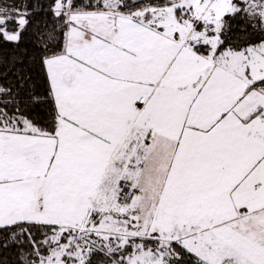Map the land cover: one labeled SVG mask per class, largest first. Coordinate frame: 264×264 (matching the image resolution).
Segmentation results:
<instances>
[{
	"label": "snow or ice",
	"instance_id": "snow-or-ice-1",
	"mask_svg": "<svg viewBox=\"0 0 264 264\" xmlns=\"http://www.w3.org/2000/svg\"><path fill=\"white\" fill-rule=\"evenodd\" d=\"M0 264H264V0H0Z\"/></svg>",
	"mask_w": 264,
	"mask_h": 264
}]
</instances>
